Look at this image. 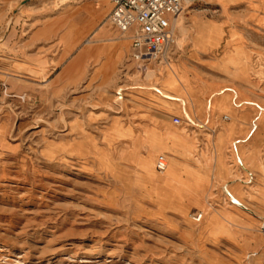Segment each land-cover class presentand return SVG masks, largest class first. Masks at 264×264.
<instances>
[{
	"label": "rangeland",
	"instance_id": "rangeland-1",
	"mask_svg": "<svg viewBox=\"0 0 264 264\" xmlns=\"http://www.w3.org/2000/svg\"><path fill=\"white\" fill-rule=\"evenodd\" d=\"M111 8L0 0V264H264V0H196L146 63Z\"/></svg>",
	"mask_w": 264,
	"mask_h": 264
},
{
	"label": "built area",
	"instance_id": "built-area-1",
	"mask_svg": "<svg viewBox=\"0 0 264 264\" xmlns=\"http://www.w3.org/2000/svg\"><path fill=\"white\" fill-rule=\"evenodd\" d=\"M112 5L110 23L120 35L131 39V58L136 63L164 61L175 45L174 24L196 0H107ZM179 124L180 119L176 118ZM165 158L156 169L164 172ZM201 215L194 218L200 222Z\"/></svg>",
	"mask_w": 264,
	"mask_h": 264
},
{
	"label": "crops",
	"instance_id": "crops-1",
	"mask_svg": "<svg viewBox=\"0 0 264 264\" xmlns=\"http://www.w3.org/2000/svg\"><path fill=\"white\" fill-rule=\"evenodd\" d=\"M111 5V4H110ZM98 6H100V4H98ZM112 7V5H111ZM112 10V8H111ZM111 12V11H110ZM118 31V30H117ZM217 31V34H216V39H215V42L218 40L219 36H220V33L218 32V30L216 29ZM120 34V33H119ZM102 35L103 33L99 34L100 36V39H98L97 41H100L102 39ZM108 40H112V39H108ZM124 49H125V44L124 43H120L119 44V50L121 51V55L119 58H121L122 54H124ZM223 61L225 63H228L230 65H232L234 68H240L241 66V61H240V58L239 57H234V56H228V55H225L224 58H223ZM108 63V61H107ZM104 64V66L107 65ZM173 78L176 82V85L178 86L179 90L177 89V87L175 88H171L169 85H167V81L169 79ZM168 77L166 78L165 82H164V89L171 95L170 97H165V98H168V99H171V100H175L176 102H178L179 99H183L181 97V85L180 83L175 79V77ZM184 100V99H183ZM184 102H186L184 100ZM189 103L192 104L193 107H197V109L199 111H201V106L199 104V102L197 101L196 98H194L193 96L189 98ZM179 104V102H178ZM214 104V102H213ZM208 105L209 108H210V111L212 114H219L218 113V109L217 107H214V105ZM228 104H229V101H228ZM180 105V104H179ZM234 106V105H233ZM234 108H237V107H234ZM193 125L196 124L193 122V120H189ZM235 129H236V132L232 135V137H228L226 138V141L224 142V144H226L227 141H230L232 140L233 136L238 133V129H237V126H236V121H235ZM253 130V129H252ZM223 144V145H224ZM231 147L233 148V154L235 155V165L237 168L241 169L242 171L246 172L249 176H251V173L248 168V161H246V158L248 157L249 153L246 154L245 151L247 150V147L246 145L244 144V141L243 140H236L234 141L232 144H231ZM236 152H238L240 154V156H236ZM222 157L224 159V163L226 164V154L224 153V149H222ZM215 158V157H214ZM215 166V165H214ZM227 167V165H226ZM228 171H230L228 168H227ZM227 171V172H228ZM198 172V171H197ZM238 187V186H236ZM235 187V188H236ZM241 206V205H240ZM242 207V206H241Z\"/></svg>",
	"mask_w": 264,
	"mask_h": 264
},
{
	"label": "bare ground",
	"instance_id": "bare-ground-1",
	"mask_svg": "<svg viewBox=\"0 0 264 264\" xmlns=\"http://www.w3.org/2000/svg\"><path fill=\"white\" fill-rule=\"evenodd\" d=\"M189 8V7H188ZM187 9V8H186ZM178 21V20H177ZM176 21V22H177ZM210 28V27H209ZM180 29H181V32H184L185 31V29H184V27L183 26H181L180 27ZM180 32V33H181ZM187 32V31H186ZM184 35V34H183ZM167 59H164V61H166ZM170 82V81H169ZM157 92L158 93H160V94H162V96L163 97H170L171 95H169V94H167V93H165V92H162V91H160V90H157ZM226 92H231L232 93V98H234L235 96H236V94L232 91V90H230V89H227V90H223V91H218V94H216V95H213V96H221V95H225V93ZM226 96V95H225ZM178 101H180L181 102V104H183V106L185 107V102H184V100L183 99H179ZM223 102V101H222ZM244 102V101H243ZM246 102V101H245ZM247 103H250L252 106H254V107H256V109H257V111H258V114L259 113H261L262 111H263V108L261 107V106H259V105H256L255 103H252V102H247ZM221 104V103H220ZM235 107V106H234ZM207 110H208V108H207ZM208 112V111H207ZM184 114H185V116L188 118V120H191L192 118L190 117V115L186 112V110H185V112H184ZM227 127V126H226ZM256 128V124H255V122L252 124V129L254 130ZM251 129V130H252ZM255 131V130H254ZM226 137V136H225ZM224 139V138H223ZM244 141V140H243ZM217 153V152H216ZM219 153V152H218ZM217 153V154H218ZM219 155V154H218ZM222 156V155H221ZM236 156H240V154L238 153V152H236ZM216 157H217V155H216ZM254 157V156H253ZM255 158V157H254ZM223 164V163H222ZM225 164V163H224ZM219 165V164H218ZM255 165V164H254ZM253 165V166H254ZM220 167H222V166H220ZM257 168V167H256ZM218 169H219V167H218ZM223 172V171H222ZM200 185H202V184H200ZM199 186V185H198ZM224 193H225V195L228 197V199L231 201V203L235 206V207H237V208H241V206H242V204H241V201H240V199H239V197L237 196V195H235V193H231L229 190H228V188H227V186L224 188ZM241 205V206H240ZM217 220V219H216ZM214 227V226H213ZM217 229V228H216Z\"/></svg>",
	"mask_w": 264,
	"mask_h": 264
}]
</instances>
